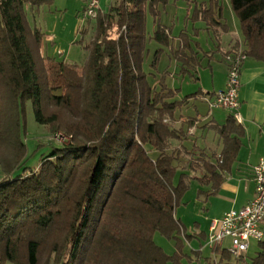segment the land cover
Listing matches in <instances>:
<instances>
[{
  "label": "trees",
  "instance_id": "obj_1",
  "mask_svg": "<svg viewBox=\"0 0 264 264\" xmlns=\"http://www.w3.org/2000/svg\"><path fill=\"white\" fill-rule=\"evenodd\" d=\"M48 1L0 0V264H182L185 240L194 235L177 218V206L191 178L212 186L207 196L219 192L242 148L244 128L229 115L216 126L223 141L216 162L201 152L204 172L197 175L194 162L192 173L180 170V150L170 144L183 131L173 120L198 92L180 99L166 83L158 91L143 68L149 12L157 24L152 38L170 42V28L158 18L169 0H114L96 18L82 67L42 56L45 32L30 24L26 4ZM230 4L243 40L228 52L243 47L264 62V0ZM194 18L216 33L227 29L223 0L196 7ZM199 53L183 39L174 51L181 74L200 79ZM29 101L49 135L70 138L50 142L36 167L27 165ZM157 232L175 240L173 254L156 243ZM219 251L215 264H264V240L250 260L247 253L212 250Z\"/></svg>",
  "mask_w": 264,
  "mask_h": 264
},
{
  "label": "rangeland",
  "instance_id": "obj_2",
  "mask_svg": "<svg viewBox=\"0 0 264 264\" xmlns=\"http://www.w3.org/2000/svg\"><path fill=\"white\" fill-rule=\"evenodd\" d=\"M55 1H48L41 6V9L48 14L49 25H54L56 33L59 36V41L56 40L55 43L47 42V55L58 61L73 63L82 67L89 57V51L85 46L93 38L96 19H89L84 16L85 0ZM209 1L169 0L166 5H160L161 12L158 18L162 24L170 28L171 36L169 44L159 43L156 39L152 38L157 24L155 23L154 16L150 12L147 14V51L145 53L143 68L149 73L148 79L158 91H161L162 83H166L169 87L177 89L178 98L183 99L188 93L199 90L207 92L212 91L214 87H219L214 86L212 83L213 73L209 66L211 57H207L206 55L213 50L214 58L211 63L216 70V74L223 73L227 67L220 59L223 51L214 50L219 47H225L228 41L232 44L231 46H234L235 42L242 40L243 34L240 20L233 11L230 0H223V21L227 24L226 31L220 30V33H216L213 28L207 29L208 25L205 21L194 18L196 7ZM101 5L103 9L107 10L111 4L109 0H102ZM26 11L29 20L32 21L30 16L32 6L30 4H26ZM85 28L87 29L86 33L79 32V29ZM185 38L190 39L193 49L196 52L199 51V56L204 60L203 66L198 69L199 80H196L189 73H185V75L181 74V63L178 62L174 54V51L180 48L182 40ZM159 49L162 50L159 53L158 63H155L156 52ZM199 105H202V101H199ZM191 108H194V106L191 105ZM224 112L226 111L224 110ZM180 117H183V115ZM26 125V142L29 145V152L31 154L27 165L30 167H36L42 155L51 151V146L48 145L50 142L60 145L70 140L63 132L49 135L46 127L36 120L33 105L30 101L27 103ZM214 135L211 138V141H213L211 143L216 144L218 147L221 139L218 137V132H214ZM180 145L182 146L177 140H172L170 144V150L176 148L180 150L177 161L179 169L192 173L191 162H194V165L197 167V175H200V172H204L205 168H203L201 163H198L200 162L198 158L201 156V152L197 151L193 153L188 148L181 150ZM205 152L214 161L213 152ZM4 175L5 173L0 163V179ZM211 190V185H203L196 178L190 179L189 188L183 194L176 209V216L181 220L188 234L195 235L196 233L207 231L213 220L220 219L226 211L232 209V207H236L234 205V192L231 188L227 187L219 194L207 196L205 192ZM183 238L185 239L184 236ZM154 239L168 254L175 252V240L168 239L159 232L155 234ZM185 245V252L188 254V257L186 256L183 259L182 264H215V261L220 258V251L218 253L212 252L213 248L207 246L204 240L200 241L196 237H192L191 241L186 239ZM230 245L231 242L227 239L221 249H227ZM257 250L258 243L252 242L247 252V259L250 260ZM197 251H202V253L198 255ZM7 264L14 263L8 262ZM240 264H243V262Z\"/></svg>",
  "mask_w": 264,
  "mask_h": 264
},
{
  "label": "crops",
  "instance_id": "obj_3",
  "mask_svg": "<svg viewBox=\"0 0 264 264\" xmlns=\"http://www.w3.org/2000/svg\"><path fill=\"white\" fill-rule=\"evenodd\" d=\"M53 1L55 0H52V2ZM109 1L111 5L114 3V0ZM85 6L86 1L84 8ZM108 9L106 10L102 7L103 12L108 11ZM30 16L32 20L30 21L28 18L30 24L42 28L45 32L41 48L42 56L52 58L47 55V42L55 43L56 40L59 41V36L56 33L54 25H49L48 14L41 9V6L32 7ZM222 22H224L223 19ZM82 30L83 29H79V32ZM241 39L243 40V38ZM242 40L239 41L242 42ZM231 45L232 44L228 41L225 47H219L214 50L219 52L223 51L220 59L226 66L225 55L233 48ZM213 54L214 52L212 50L211 53L206 56L211 57L209 66L213 73L212 83L214 86L219 87H214L212 91L207 92H204L203 90L197 91V95L191 97L180 109L177 110L176 118L173 122L176 129H181L183 131L182 139L177 140L182 144V146L180 145L181 150L183 148H188L190 152L196 153L198 151L204 152L205 154V151H208L220 156L223 150L222 138L218 133V137L221 139V143L218 147L216 144L211 143L213 142L211 141V138L212 136H215L214 132H218L216 126L223 124L228 116L231 115V112L225 109L226 112L220 110L223 108L211 109L206 101V97L224 90L228 79V70L226 66L223 73L220 72L216 74V70L211 63L214 58ZM203 61L204 60L201 59V66H203ZM241 81L239 113L242 117V123L240 124L245 130V136L243 137V145L239 151L238 157L233 162L231 169L224 174L223 182L217 193L219 194L227 187L233 190L235 199L234 205L237 208L232 207V209H240L254 198L256 184L253 179V168L260 158L264 157V62L248 57L242 69ZM198 98L199 101H202V105H199ZM191 105H193L194 108H191ZM182 115L183 117H180ZM214 158V162H216L217 158ZM209 227L207 231L196 233L194 237L198 238L200 241L204 240V236L208 233ZM204 241L206 242V240Z\"/></svg>",
  "mask_w": 264,
  "mask_h": 264
},
{
  "label": "built area",
  "instance_id": "obj_4",
  "mask_svg": "<svg viewBox=\"0 0 264 264\" xmlns=\"http://www.w3.org/2000/svg\"><path fill=\"white\" fill-rule=\"evenodd\" d=\"M85 1L84 16L96 19L102 11L101 0ZM247 58L243 47L228 52L225 55L228 67L226 88L206 97L211 109L228 110L239 123H242L239 113L241 73ZM253 179L256 184L254 198L242 208L231 209L220 219L211 222L206 239V245L210 248H221L225 240L229 239L231 245L227 250L239 257L248 252L252 242L260 243L264 240V157L254 165Z\"/></svg>",
  "mask_w": 264,
  "mask_h": 264
}]
</instances>
